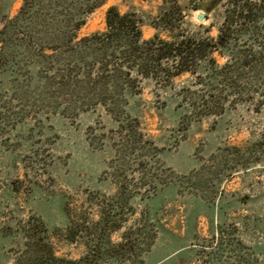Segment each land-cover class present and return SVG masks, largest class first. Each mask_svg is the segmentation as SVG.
<instances>
[{
    "label": "rangeland",
    "instance_id": "obj_1",
    "mask_svg": "<svg viewBox=\"0 0 264 264\" xmlns=\"http://www.w3.org/2000/svg\"><path fill=\"white\" fill-rule=\"evenodd\" d=\"M0 2L12 16L22 0ZM159 2L105 0L77 37L102 30L109 5L153 14ZM196 13L189 11L185 28H196ZM141 30L144 37L155 31L147 24ZM208 34H216L215 24ZM33 71L10 63L2 75L0 226L41 218L56 231L55 253L77 258L85 238L67 241L65 219L90 225L103 207L111 219L124 207L109 239L115 243L128 230L133 250L110 251L95 264H264V103L257 109L255 101L240 100L221 114L190 113L189 99L199 102L200 91L180 96L184 73L161 86L143 84L142 113L114 118L101 106L81 108L44 90ZM6 250L0 242L1 261L12 264Z\"/></svg>",
    "mask_w": 264,
    "mask_h": 264
},
{
    "label": "trees",
    "instance_id": "obj_2",
    "mask_svg": "<svg viewBox=\"0 0 264 264\" xmlns=\"http://www.w3.org/2000/svg\"><path fill=\"white\" fill-rule=\"evenodd\" d=\"M104 1L22 0L12 16L0 2V86L11 63L26 74L34 69L44 90L72 105L101 106L114 118L136 119L146 102L143 84L161 86L188 73L180 96L200 91L199 102L189 99L190 113L221 114L227 103L240 100L255 101L257 109L264 103V0H160L153 14L134 6L120 11L112 4L102 30L77 37L86 16ZM190 10L203 11L208 24L185 28ZM143 24L155 30L152 35L143 36ZM214 24L216 34L209 35ZM246 149L251 154L252 147ZM123 208L111 219L103 207L90 225L65 219L67 241L85 238L87 249L77 258L55 253L51 236L56 231L41 218L21 219L15 226L6 221L0 242L13 253L12 264H95L110 251L133 250L136 238L126 236L128 230L115 243L109 239V232L122 225ZM148 236L145 243L152 240Z\"/></svg>",
    "mask_w": 264,
    "mask_h": 264
},
{
    "label": "water",
    "instance_id": "obj_3",
    "mask_svg": "<svg viewBox=\"0 0 264 264\" xmlns=\"http://www.w3.org/2000/svg\"><path fill=\"white\" fill-rule=\"evenodd\" d=\"M195 18L199 22H203L204 20H206V17L203 11H197Z\"/></svg>",
    "mask_w": 264,
    "mask_h": 264
}]
</instances>
